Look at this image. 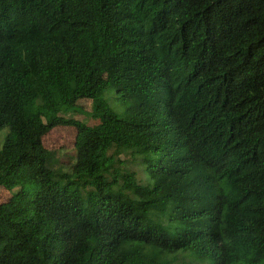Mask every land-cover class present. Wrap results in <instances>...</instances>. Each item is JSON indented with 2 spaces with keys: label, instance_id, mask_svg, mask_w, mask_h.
Instances as JSON below:
<instances>
[{
  "label": "trees",
  "instance_id": "trees-1",
  "mask_svg": "<svg viewBox=\"0 0 264 264\" xmlns=\"http://www.w3.org/2000/svg\"><path fill=\"white\" fill-rule=\"evenodd\" d=\"M5 127L0 264H264V0H0Z\"/></svg>",
  "mask_w": 264,
  "mask_h": 264
},
{
  "label": "rangeland",
  "instance_id": "rangeland-1",
  "mask_svg": "<svg viewBox=\"0 0 264 264\" xmlns=\"http://www.w3.org/2000/svg\"><path fill=\"white\" fill-rule=\"evenodd\" d=\"M117 96L114 91H108L107 98L112 103V99ZM115 102V101H114ZM79 105L83 110L91 112L92 103L89 99H81ZM77 118L83 119V113H76ZM8 133V128L5 127L0 131V148L4 144L5 137ZM77 136V129L75 127L57 126L53 128L45 137L44 145L51 151L50 166L55 169L63 171H70L72 163L76 158L74 150L75 140ZM12 193L0 188V202L6 200Z\"/></svg>",
  "mask_w": 264,
  "mask_h": 264
}]
</instances>
